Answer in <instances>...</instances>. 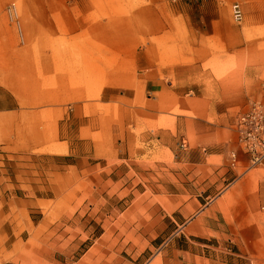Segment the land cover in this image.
<instances>
[{
  "label": "rangeland",
  "instance_id": "rangeland-1",
  "mask_svg": "<svg viewBox=\"0 0 264 264\" xmlns=\"http://www.w3.org/2000/svg\"><path fill=\"white\" fill-rule=\"evenodd\" d=\"M81 1L0 0V62L11 64L25 49L50 66L29 89L0 82V264H156L172 244L187 242L212 264L264 260L260 200L241 217V209L227 210L238 205L243 181L254 190L264 182L263 163L237 156L232 128L236 113L261 103L264 0H124L134 19L109 25L94 3L84 29L54 32L55 20L81 17ZM146 59L175 86L163 66L200 61L203 74L192 76L206 88L152 92ZM227 89L234 99L224 106ZM15 92L35 103L21 104ZM244 93L246 105L237 95ZM194 109L202 144L194 142L193 119L185 136L177 128L178 114L193 118ZM216 124L229 127L224 155L210 154ZM196 145L207 163L198 169L180 153ZM217 182L227 184V200L214 204L226 217L214 219L220 225L212 231L189 233L195 212L211 210L205 201Z\"/></svg>",
  "mask_w": 264,
  "mask_h": 264
},
{
  "label": "crops",
  "instance_id": "crops-1",
  "mask_svg": "<svg viewBox=\"0 0 264 264\" xmlns=\"http://www.w3.org/2000/svg\"><path fill=\"white\" fill-rule=\"evenodd\" d=\"M94 3H100L102 5V11L104 15V19L107 25L110 23L116 22V21H122V20H129L130 22L134 19L135 13L133 10H131L132 5L130 2L124 0H82L81 10H78V14L81 15L80 18L75 14L77 17L76 21L71 22L70 19H68L67 24H63L55 20V23L57 24L54 32H59L66 34L74 29L80 28L84 29L85 19H86V10L90 6H92ZM78 7V6H77ZM65 12L67 13V17L70 15L67 7L63 8ZM73 10V9H72ZM142 11V8L140 9ZM77 22V23H76ZM133 30L134 27L132 26ZM264 41V40H263ZM51 51H54L51 49ZM137 64V61H136ZM40 65V66H39ZM145 65L148 67V65H151V69L146 71V84L150 85V90L152 92H157L160 90H174L178 89L180 91H183L184 93H181L185 95V91H189L188 89H205L206 86H201L200 82H202V79L197 76H192V74H203V71L200 69V61H178L170 62L163 66V69L161 72L164 74V77L166 74L175 73L176 75V86L171 85L169 81L165 79H160L158 77V72L160 70L157 69L156 66L150 62V60H145ZM176 66V70L174 72V67ZM50 66H48L46 63L41 60V63L39 59L35 55H31L28 51L23 49L19 54H17V58L11 61V64L6 62H0V82L3 83L5 86L10 88L12 91L17 92V87L29 89L31 85L36 86L38 82V78L40 74L44 71H48ZM206 75L209 74V72H205ZM211 84L210 88H212V85L215 84V87L218 85V82L216 79L210 78ZM16 80V83H15ZM260 81V80H259ZM15 92V93H16ZM226 96L220 97L222 100H225L224 106H229L233 104L234 94L232 89L226 90ZM240 94V93H239ZM237 94L241 100L243 105H246L247 102L250 100V96L247 94ZM17 101H19L21 104H27L31 105L34 104L35 101L33 99H30V95H25L24 93H16L15 94ZM238 97V98H239ZM29 98V99H28ZM259 98L261 100L260 105L264 107V80L261 83L259 87ZM231 100V101H230ZM187 100L182 95H179L178 98V108L180 110L187 111ZM251 103V102H250ZM193 118L187 116L186 114H183L180 112L177 117V128L179 132H182L185 136L186 130H187V121L190 119L194 120L193 123V129L192 132L195 137V143L196 144H202L201 143V132L202 127L199 122L196 109L193 110ZM197 121V122H196ZM229 129L227 126H218L217 124L212 127V141H211V147H210V154L215 155H224L226 152V142L221 139L223 135V131ZM200 145H196L193 147L188 146L184 151H180V153L183 155L181 159H183V163L190 165L191 167H194V169H198L201 166H206L207 163L205 162V157L203 156L204 153H202V148L199 147ZM206 153V152H205ZM237 156L239 159L244 162L246 155L243 152L237 151ZM264 165V163L262 164ZM210 167H214V165H210ZM253 169L248 168L247 171ZM219 179H217L218 181ZM227 184L223 185V187H219L220 183L217 182L216 188L217 190L209 196V199L205 201V203L210 202V208L211 210L208 212L206 211L207 208L202 209L201 207L195 212V217L191 220H188L186 223L190 227L192 231H189L191 234H197L198 232H202L205 230H211L214 227H217L220 225L218 222H215L214 219H217L219 215L222 217H226V214L224 213L223 209H218L214 207V204H219L220 202L226 201L227 199L224 196V193H226ZM243 190L241 192V195L237 197L235 195V203L238 205H232L229 209L233 212V216L235 211L242 210V215L238 214L236 216L241 217L244 216L243 210H248L250 207L253 208V203L255 201L260 200L261 205H264V182L258 183L257 190H254L253 183L251 181H243ZM208 216V217H207ZM210 218V219H209ZM209 219V224L208 220ZM185 222V221H184ZM183 222V223H184ZM227 222V221H226ZM213 264H229V263H222L218 261H213ZM149 263V262H148ZM147 263V264H148ZM245 262L237 261L233 264H244ZM156 264H212L210 261L202 256L201 254H198L196 252H191V245L190 243H181V244H172L171 247L163 251L162 257L160 258L159 263ZM246 264V263H245Z\"/></svg>",
  "mask_w": 264,
  "mask_h": 264
},
{
  "label": "built area",
  "instance_id": "built-area-1",
  "mask_svg": "<svg viewBox=\"0 0 264 264\" xmlns=\"http://www.w3.org/2000/svg\"><path fill=\"white\" fill-rule=\"evenodd\" d=\"M233 19L239 20L241 10L237 3L231 4ZM232 128L236 135V141L240 150L246 155L249 166L264 163V111L259 103H251L244 110L236 113ZM185 145L184 141L181 146ZM237 161L236 151H229V163L233 165ZM264 209V205H261ZM248 264H264V260L258 262L249 261Z\"/></svg>",
  "mask_w": 264,
  "mask_h": 264
}]
</instances>
